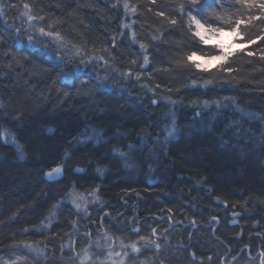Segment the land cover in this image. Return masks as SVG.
I'll return each mask as SVG.
<instances>
[{"label": "trees", "instance_id": "obj_1", "mask_svg": "<svg viewBox=\"0 0 264 264\" xmlns=\"http://www.w3.org/2000/svg\"><path fill=\"white\" fill-rule=\"evenodd\" d=\"M112 2L115 0H0V102L5 104L0 109V134L9 132L21 142L23 152L3 145L0 136V219L11 216L21 204L30 206L21 208L15 219L0 227V234L8 238L9 231L24 226L33 230L27 242L39 243L45 252V244L40 242L50 233L67 245L65 238L72 229L68 224L73 218L77 220L73 238L86 229L96 231L94 224L88 228L89 218L77 215L68 204L59 208L50 228L45 227L44 217L72 184L77 189L98 187L101 208L93 211V216L96 220L103 216L101 224L117 242L131 245L156 229L151 238L168 242L161 251L164 264H225L238 255L248 238L254 253L258 248L264 251V85L218 83L205 87L200 82L182 87L186 74L163 72L154 73L155 83L116 76L103 80L91 67L66 66L48 49L30 44L23 34L16 35L29 7H42L58 16L74 10L89 26L90 37L115 44L113 51L120 59L132 58L141 49L128 37L132 30L119 25L127 15L131 21L142 18L124 13L123 0L117 8L110 6ZM136 28L141 43L151 42L147 32L139 25ZM118 33L122 35L117 41ZM149 52L152 63L146 71L163 63L166 48L152 42ZM13 55L18 63L12 65ZM177 88L180 90L174 91ZM205 101L212 105L205 106ZM217 101L219 104H214ZM202 106L208 108V115H214L211 123L229 137L230 147L218 146L216 138L194 134L188 138L182 135L166 150L152 148L151 152L142 143L155 135L170 108L184 120ZM241 111L247 115L241 116ZM81 126L99 133L80 142L77 132ZM57 167L62 168L61 178L43 179L45 171ZM125 168L138 172L137 179L129 180ZM149 174L164 181L146 185ZM196 181L202 187L193 191ZM235 211L242 217L237 218L239 224L231 225V212ZM42 213L40 226L33 225ZM164 213L168 215L160 219ZM132 218L140 222L135 224L139 233L133 230ZM83 237L81 233L77 239V251ZM53 247L56 256L64 258L58 247ZM243 253L235 264L252 260ZM152 256L153 251L146 250L140 260ZM45 257L37 256L47 261ZM155 259L149 264H155ZM108 260L105 264H116Z\"/></svg>", "mask_w": 264, "mask_h": 264}, {"label": "clouds", "instance_id": "obj_2", "mask_svg": "<svg viewBox=\"0 0 264 264\" xmlns=\"http://www.w3.org/2000/svg\"><path fill=\"white\" fill-rule=\"evenodd\" d=\"M249 2L250 0H156L153 4L152 0H123L122 6L125 3L129 5L128 9L123 7L124 13L142 19L130 23L121 22L119 26L132 30L133 42L139 47L144 45L143 48L140 47L141 53L123 60L113 51V44H108L100 37L92 38L88 35L89 26L82 18H77L74 10L65 16H58L42 7H29L24 13L26 22L16 29V35L23 34L30 44L48 49L66 66L85 69L91 67L103 80L116 76L125 81L139 82L146 78L155 83L154 73L163 72L169 75L186 74V83L182 87H195L200 82L205 87L218 83L235 87L252 83L264 85V59L261 58L264 42L259 39L264 36V8L250 7ZM256 2L260 4L264 0ZM110 6L121 7V0H115ZM132 8L136 9L134 13ZM158 11H163L165 15L158 16ZM256 17L260 19L257 20ZM80 25L84 27L81 28ZM137 25L149 34L151 42L141 43L137 39ZM121 35L122 33H118L115 39L118 41ZM252 41H256V44L253 45ZM152 42L164 45L166 52L162 64L153 67L152 71H146L152 63V54L149 52ZM248 51H253L256 55L249 56ZM145 57L148 58L147 62ZM19 60L22 61L21 58ZM17 63V56L13 55L12 65ZM202 64L205 67H201ZM31 70L24 69L28 72ZM179 90L177 88L174 91ZM0 104L3 105L0 109L5 107L4 103ZM48 173L44 172L43 179L51 181L52 177ZM73 186L69 184L61 197H66ZM26 207H30L28 203L21 204L16 210L19 213L21 208ZM43 215L42 213L33 225L39 227ZM11 220L13 219L10 216L0 219V227ZM32 231L23 226L9 231L8 238L0 234V264H78V257L67 258L70 255L68 252L64 258L50 253L47 261L34 256L32 250L26 246ZM39 233L44 235L43 232ZM59 235L63 237L67 234ZM111 251V256H105L103 251L93 252L90 264H105L112 256L115 257L116 264H121L122 256L116 255L115 248ZM128 251L129 249H123L122 253ZM162 256L163 253L156 256L155 264H164ZM124 264H143V261L140 258L129 259ZM243 264H257V261L254 257L251 261H243ZM259 264H264V255H260Z\"/></svg>", "mask_w": 264, "mask_h": 264}, {"label": "bare ground", "instance_id": "obj_3", "mask_svg": "<svg viewBox=\"0 0 264 264\" xmlns=\"http://www.w3.org/2000/svg\"><path fill=\"white\" fill-rule=\"evenodd\" d=\"M125 22H127V23H130L131 22V19H130V17L128 15H127V19L125 20ZM130 35H131V33H130ZM130 35H128V37H131ZM155 101H154V103H155ZM205 106H206V104H205ZM170 110H171V112H170ZM207 110H208V108L202 106V108L198 109V111H196V113L190 114L189 115V118H186V117L184 118L183 117L184 118V120H183L179 116H176L175 114H173L172 113L173 110L170 108L169 109V113H167L166 115L164 114V116H163V118H166L167 117V119L162 122V124L160 125V128L155 133V135L151 139H149V138L144 139V141L142 143H144V146L147 147V148H149L150 151H151L152 148H156V149H159V150H166V149H168L170 147V145H172V143L174 141H177V139L181 138L182 135H184V137H187L188 138L189 136H191V135L194 134V137L197 136V135H202V136H208V137L210 136L211 138H216L214 140H215V143H217L218 146L221 145V144H224L227 147H230L231 146V143L229 141L230 139H228L229 137H226L224 135V133L222 131H218L217 128L214 129L215 124H212L211 123V120L214 119V115H208ZM170 114H171V116L173 115L174 117H176L175 124L177 126L178 135H177V137L171 138L170 140H166L165 139V135H166V129H165V127L169 124V122L167 120H168V116ZM240 114H242L241 116L247 115V113L245 111H241ZM186 128H188V129H186ZM89 132H90V130H88L87 127L81 126L80 129L78 128V132H77L78 141H80V142L88 141V139L85 138V137L88 136V133ZM92 132L95 134V136H97L96 134L99 133V131H97V130H93ZM230 133H231L230 131L227 132V134H230ZM213 135H215L216 137H214ZM0 136H1V142H2L3 145L11 146L15 150H17L20 154H23L22 147L19 144L20 141L18 142V140L14 136H12L11 134H9V132H7L6 130H3V131H1ZM13 139H15V143H13ZM57 168H61V167H57ZM125 170H127V171L124 172V174L125 173H129V175L127 177V178H129V180H135V179H137L138 172H134L133 170H129L127 168H125ZM50 171L51 170H49L48 172H50ZM61 172L63 173L62 170H61ZM188 178L189 179H192L189 176H188ZM188 178L187 177L186 178H183L182 181L184 182ZM58 179L59 178H57L55 180H58ZM51 181H54V180H51ZM162 181H164V179H162V177H159L157 174H149V175L146 176V179H145L146 185L149 184V186H155V185H157L159 183H162ZM192 185H194V187L192 189L193 191H197V188L200 187V186L202 187V183H200L199 181H196V183H194ZM64 205L65 204H63L61 206H64ZM59 208L57 209V211L59 210ZM70 209H71V207H70ZM74 213H77V212H74ZM231 213H239V212L238 211H235V212H231ZM104 214H107L108 215L109 213H108V211H104ZM167 215H168L167 213H164V215H162L159 218L162 219L163 217H166ZM102 217L103 216H101V218L99 220H96L94 218V216L92 215V216L89 217L90 220L88 222H91L90 224H94V227H95V225H97V224L100 225L101 224ZM241 217H238V218H241ZM76 221L77 220L74 219V218L71 219L70 222H69V224H68V227H71L72 225L74 226V224L76 223ZM174 224H177V222H174ZM182 224L183 225H187V223H182ZM87 225H88V223H87ZM37 231H40V229L38 228ZM71 242L73 243V245L76 246V243L74 242L73 238H71ZM28 243L33 244V246H35V247H36V245H38V247L40 246L38 243H35V242H33V243L32 242H28ZM53 244L58 247V249H59L58 252L61 253L60 249H61V246L63 244L60 243V241L54 242ZM53 250L55 252L56 248L53 247ZM76 251H77V248H76ZM32 254L34 256H36V257L38 256L35 251H32ZM78 264H80V263H78Z\"/></svg>", "mask_w": 264, "mask_h": 264}, {"label": "snow or ice", "instance_id": "obj_4", "mask_svg": "<svg viewBox=\"0 0 264 264\" xmlns=\"http://www.w3.org/2000/svg\"><path fill=\"white\" fill-rule=\"evenodd\" d=\"M152 3L155 4L156 0H152ZM249 6H258L261 8H264V3H260L257 4L256 0H250L249 2ZM123 7L125 9L129 8V5L127 3H125L123 5ZM131 11L134 13L136 11L135 8H132ZM158 16L163 17L165 15V13L163 11H158L156 13ZM255 19H260V17H256ZM172 23H175V21H171ZM242 23L244 21H241ZM134 36V34H132ZM259 39L264 42V36L259 37ZM253 45L256 44V41H252L251 42ZM258 46V45H257ZM113 47H115V44H113ZM141 48L144 47L143 44L140 45ZM248 55L249 56H255L256 53L253 51H248ZM261 58L264 59V52L261 53ZM147 57H145V62H147ZM205 104L207 105V101H205ZM0 107H3L2 104H0ZM49 131H52V129H49ZM13 143H15V139H13ZM54 172H56L57 174H59L61 172V169L56 168L54 169ZM48 175L51 177L52 176V172H49ZM98 190L96 191H92L90 193V195L93 197L92 203L94 204L96 201L100 200L99 195L97 194ZM68 195V194H66ZM73 199H72V203L75 205V208L78 210L77 211V215H80V211L82 210L83 213H87V207L84 206V201L86 200V198L83 195H76L75 190L73 191L72 194H70ZM217 199H220V197L218 196ZM103 203V202H101ZM53 207H57L56 205H53ZM169 211H171V209H169ZM18 214V210L14 211L11 216L10 219H14L16 217V215ZM108 215H111L110 213ZM235 215V214H234ZM52 215H48L45 216L44 219L48 220L49 224L48 226L50 227L51 225V220H52ZM211 219L213 221H218V217L216 216H212ZM191 223L193 225L196 224L195 220H192ZM133 230L137 233H139L140 229L135 228V218H133ZM156 233V229H152L151 234L149 236H140L139 241H135L130 245V251L128 252H118L116 253L117 256H122L121 259V264H124L125 260H129V259H138L141 256L145 255V251L146 250H152L153 251V256L152 257H145V260L143 261V264H149V262L155 257V256H159L161 251L164 250V248L167 246L168 242L166 240H162V241H157V240H153L151 238L152 235H155ZM57 236H59V233L56 234ZM83 235L85 237H90L92 235L91 232L87 231V229L85 230V232L83 233ZM141 241H143V243H141ZM26 246L29 247L32 251H35L37 253L38 256H41L44 254V250L43 248H40L38 246L34 247L33 244L26 242ZM121 247L124 249H128V246H124L123 242H121ZM64 249H67V252L70 253V255L67 256L68 259H72L73 257H78L80 264H83V262L85 261H91L93 258V253H90L89 250L87 248H83L81 246L80 251H76V246L73 245V243L71 242V240L69 241V243L67 245H62L61 246V254L62 257L65 256V252ZM109 256L112 255V251L111 249L109 250ZM196 253L193 252L192 256L195 257ZM260 255H264V253H261ZM209 260L212 259V257H208ZM233 259H235V257H233Z\"/></svg>", "mask_w": 264, "mask_h": 264}, {"label": "rangeland", "instance_id": "obj_5", "mask_svg": "<svg viewBox=\"0 0 264 264\" xmlns=\"http://www.w3.org/2000/svg\"><path fill=\"white\" fill-rule=\"evenodd\" d=\"M27 12V11H26ZM26 16L24 15L23 16V18H22V20H23V22L25 23L26 22ZM214 42H223V41H214ZM236 50H238V49H233V51H236ZM201 67H205V65H201ZM214 103V102H213ZM214 104H219V102L217 101V102H215ZM212 104L211 103H207V107H210ZM168 122H169V124L165 127V129H166V135H165V139L166 140H170L171 138H174V137H177V135H178V131H177V126H176V124H175V122H176V117H174L173 115L171 116V114L168 116V120H167ZM95 136V134L90 130V132L88 133V136H86L85 138H87V139H90V138H93ZM169 138V139H168ZM59 169H61V168H59ZM62 170V169H61ZM52 171V170H51ZM62 175H63V173H62ZM61 175V176H62ZM75 190V192H76V195L77 196H79V195H83L85 198H86V200L84 201V206L85 207H87V213H83V211L82 210H79L80 211V213H81V216H82V218H84V219H88L90 216H92L93 215V211H95L96 209H99V208H101V207H99V203H100V200L99 201H96L94 204L92 203V200H93V197L90 195V193L92 192V191H96V190H98V187H92V188H83V189H77L76 187H72L71 189H69V191L67 192V194L68 195H66V197H62V198H60L59 199V201H57L56 202V206L57 207H53L52 208V210H51V212H50V214L49 215H52V220H51V225H52V223L56 220V213H58V211H57V209L61 206V205H63V204H68L70 207H71V209L74 211V212H77L78 210L75 208V205L72 203V199H73V197L70 195V194H72L73 193V191ZM97 194L99 195V193L97 192ZM101 205V204H100ZM240 213V212H239ZM138 217V215L135 217V218H137ZM161 219V218H160ZM234 220H236V223H234L235 225L236 224H239V220L238 219H236V218H233L232 217V219L230 220V223L231 222H233ZM131 221V223H133V218L130 220ZM45 224V226L46 227H48V228H50L49 226H48V224H49V222H48V220H46L45 222H44ZM140 222H136L135 224H139ZM50 225V226H51ZM71 231L69 232V234H68V236L65 238L66 239V242H67V244L69 243V241L71 240V238H73L72 236H71V233L74 231V228H76L75 226H71ZM95 230L96 231H92L91 229H87V231H89V232H91L92 233V235L90 236V237H85L84 235V237L82 238V240L83 241H81V242H79V247H81V246H83L84 247V245H85V248H87L88 250H89V252L90 253H93V252H95V251H103V252H105V251H107V250H109V249H113V248H115L116 249V251H117V253L118 252H120L121 250H123L124 248H122L121 247V242L120 241H118L117 242V240L116 239H113L114 237H110V235L109 234H107V229L104 227V225H102V224H100V225H95ZM85 232V231H84ZM83 231L81 232V233H84ZM81 233H76V234H74L73 236H74V238H73V240H74V242L76 243L77 242V244H78V237H79V235L81 234ZM48 235H50V236H47V240H45V237L43 238V245L45 244V252H44V254L43 255H41V256H45L46 255V257L45 258H47L48 256H49V254L50 253H52L51 252V249L53 250V244L52 243H54V242H58V241H62L61 239H58V240H55L54 239V235L53 234H48ZM95 238H98V240L96 241V242H94L95 241ZM112 241H114V243L115 244H112L111 245V243H112ZM60 243H62V242H60ZM39 244V243H38ZM63 244V243H62ZM123 245L124 246H128L129 248H130V245H127L126 244V242H124L123 243ZM36 246H38V245H36ZM35 247V246H34ZM40 247V246H39ZM108 247V248H107ZM128 248V249H129ZM48 251H49V253H48ZM47 252V253H46ZM53 253H55L54 252V250H53ZM107 256V255H106ZM114 256H112V257H109V262L110 263H113V262H115L114 261ZM87 262H89V261H85V262H83V263H87ZM116 263V262H115Z\"/></svg>", "mask_w": 264, "mask_h": 264}, {"label": "flooded vegetation", "instance_id": "obj_6", "mask_svg": "<svg viewBox=\"0 0 264 264\" xmlns=\"http://www.w3.org/2000/svg\"><path fill=\"white\" fill-rule=\"evenodd\" d=\"M91 222H88V228H89V224H90ZM258 225V224H257ZM257 225H256V229H257ZM256 235H258V233H256ZM250 243V244H249ZM252 245H253V242L251 241V240H249V238H248V240H247V243L246 244H244V246L240 249V251H239V253H238V255H233L232 257H231V261L230 262H227V263H225V264H235V261H236V258L237 257H239V256H241V255H243L244 253L243 252H245V255H246V257L250 260V259H253L254 257L256 258V260H257V263L259 264V258H260V254L261 253H264V251L261 249V248H258L256 251H255V253H254V246L252 247ZM258 246H262V244H258ZM228 254H230V253H228ZM233 257H235V259H233Z\"/></svg>", "mask_w": 264, "mask_h": 264}, {"label": "water", "instance_id": "obj_7", "mask_svg": "<svg viewBox=\"0 0 264 264\" xmlns=\"http://www.w3.org/2000/svg\"><path fill=\"white\" fill-rule=\"evenodd\" d=\"M50 172H52V179L51 180H55V179H57V178H60L61 177V173L62 172H60L59 174H57L56 172H54V170H52V171H50ZM235 214V215H234ZM234 214H232V217L233 218H238V217H241L242 216V213H234ZM234 223H236V220H234L233 222H231V225H233Z\"/></svg>", "mask_w": 264, "mask_h": 264}]
</instances>
